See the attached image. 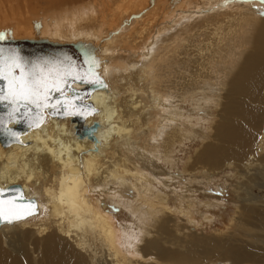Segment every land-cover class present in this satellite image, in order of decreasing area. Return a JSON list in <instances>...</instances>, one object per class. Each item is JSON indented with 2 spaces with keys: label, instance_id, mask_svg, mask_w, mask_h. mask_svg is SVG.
I'll list each match as a JSON object with an SVG mask.
<instances>
[{
  "label": "bare ground",
  "instance_id": "1",
  "mask_svg": "<svg viewBox=\"0 0 264 264\" xmlns=\"http://www.w3.org/2000/svg\"><path fill=\"white\" fill-rule=\"evenodd\" d=\"M161 1L158 12L148 9L149 0H24L11 10L32 12L17 19L24 14L14 11V29L0 24L23 35L7 36L31 56L77 55L83 70L85 53L95 56L108 85L84 95L85 83H70L84 96L79 101L97 109L86 120L49 108L39 127L26 118L9 123L18 138L0 130V187L19 185L37 206L25 220L0 224V264H256L264 257V206L251 188L264 183V9L255 6L261 0H208L193 10H185L189 1ZM8 11L1 3L0 16ZM54 51L60 55L50 56ZM187 95L217 119L212 141L184 165L189 182L181 189L189 190L198 173L211 178L235 168L240 204L228 233H197L187 222L194 220L188 195L172 208L154 184H173L160 159L172 165L176 147L200 137L183 123L192 120L181 109ZM60 96L53 92L50 103ZM157 116L162 122L153 125ZM109 192L146 222L156 219L142 224V244H127L138 254L121 246L117 221L99 197Z\"/></svg>",
  "mask_w": 264,
  "mask_h": 264
},
{
  "label": "rangeland",
  "instance_id": "2",
  "mask_svg": "<svg viewBox=\"0 0 264 264\" xmlns=\"http://www.w3.org/2000/svg\"><path fill=\"white\" fill-rule=\"evenodd\" d=\"M0 1H1V3H3V6H6L7 10H9L8 14L6 16L2 15L4 13L1 14L0 24L6 23L7 26L11 27L12 29L16 28L18 25V23L13 20L14 19L13 17H16V16H13L14 11H17V12H15V14L20 13V12L24 14L23 16H18L17 19H19L20 17H24L25 15L28 14V12H32V11H28L27 8H24L25 11L21 10L20 12H18V10H20L19 8H15L14 11L11 10V9H13V6H16L17 4H20V6H21V2L23 4H25L24 0H0ZM170 1H172V0L167 1L168 5H169ZM185 1H189V3L185 4V6H186L185 10L198 9V8L203 7L205 4L208 3L207 2L208 0H195V1L194 0H185ZM259 2L258 3L255 2V6H260L261 7V8L259 7L260 9H262V8L264 9V3H261V1H259ZM164 3H166V1ZM148 5H149L148 9L156 8L157 11L159 9H162V6H163L161 0H149ZM41 17H42V15H40V14L36 15V17H32L31 20L34 18L32 20V23L36 24V22H38V20H40ZM157 19H158V21L154 22V23H156V24L161 23L160 17H157ZM159 28H160V25L156 26L152 35H154L155 33L157 34L156 31H158ZM16 31L17 30L14 31V35H13V30H11L10 32H3L1 30L0 33H6L7 35L18 36V37L23 36V35H17ZM6 40H11V39H6ZM11 41H13V40H11ZM12 45L13 44L4 43V47L14 48ZM26 45H28V44H26ZM18 51L22 55L24 54L25 57L26 56L30 57V55L28 53H25V52L23 53L22 49H20ZM32 54H34V53H32ZM166 62L167 61H165V63ZM5 83H6L5 81L0 80V86H3ZM181 102H182L181 103V109L184 112V117L189 116V115H191V117H192L191 121H189L188 118H184V120H183L184 126H186V127L190 126L193 129L199 131L200 137H192L191 139H186L187 141L184 139V142L180 146L178 145L175 149V153H174L175 162L172 165L164 162L162 159H160L161 161L158 160V161H160L159 165L161 166V168L165 169V171L167 170L168 174L165 176V178H167V180H169V182L171 181L170 183L174 184L176 182V184H174V185L171 184V185L166 186L162 182L158 181V182L154 183L155 187L157 188L156 190L158 191V189L162 188L159 191L169 195L168 200H171L169 205H171L172 208L173 207L176 208L177 205L180 206L179 201L182 200L180 195H182V194L188 195L187 198H188V200H190L189 203L192 205V209L194 208L192 210V214H194V215L191 214L192 219H194V220H190L187 222L190 224V223H192L191 221H193V224H191V225L194 227V231H196L197 233L203 232L207 235H218L216 233L225 232V231H226L225 233H228L230 231L229 224L231 222V219L233 218V216L236 215L238 205L240 204V202H239L240 198H239V195L237 193V190L240 187L241 177H240V175L237 174L235 168L227 167L226 169L223 168L221 170H218L217 171L218 173L211 176V178L202 175V173L201 174L198 173L197 177L193 178V181L191 183L189 190L186 191L185 189L184 190L181 189L183 187L182 185H184V181L189 182L187 180V177H185L186 175H188V172L184 170V167H185L184 165H186L187 162H189L191 156H195L196 152L201 147L203 141L204 142L205 141H212L211 133H212V127H213V123H214V118L217 119L215 111L214 112H207L208 107H205V105L202 104V106L200 108H198V109L195 108V104H194L192 97L190 95H187L185 97V99ZM194 109H197L196 112L198 114L197 113L190 114L191 110L193 112ZM8 110L9 109L7 107V102H0V116H2V115L7 116ZM20 112H24V109L21 108ZM198 117H202L203 119L201 118V120H200V119H198ZM161 122L162 121L159 119V117L155 118L153 125H158ZM189 130H191V129H189ZM146 159H148V158L144 157L142 159L143 160L142 162L146 163L144 161ZM168 177H169V179H168ZM182 177H185L186 179L184 180V179H182ZM180 179H181V181H179ZM252 185H251V188H252L253 193H255L258 196L259 201H261L260 205L264 206V183L257 182V183L252 184ZM120 188H122V189L125 188L124 190H129L128 195L131 194V191H132L131 188H129L127 186L126 187L121 186ZM117 195L119 196V194H117ZM115 196H116V194L114 192H109V193H107L105 195L103 194L101 196L99 195L100 201H102L103 203L106 204V206L108 207V209L112 213L114 219L117 221V228L119 231V239H120L121 246H123V248L126 250L133 251L134 255L138 254V253H136L137 251L135 252V249H129L128 248V246L130 245V242L133 241V239L136 242L140 239V233H141L142 229L144 228L143 227L144 223H145L144 226H148L149 224H153V223L155 224L156 219L152 217L151 220L149 219L146 222L143 217H139V215L134 214L130 208H127L126 206H124L123 203H120L119 200H122V199L118 200L117 199L118 197H115ZM119 197L125 199L124 195L119 196ZM129 199L130 198H128V200ZM194 202H196V203H194ZM262 209H264V208H262ZM159 216L161 219L163 218L162 214H159ZM179 216H181V215H179ZM177 219H178L179 223H184L180 218H177ZM139 220H140V222H139ZM142 220H144V221H142ZM139 225H141L142 227ZM125 238L127 240H125ZM126 241H127V243H125ZM138 242L141 243L140 241H138ZM127 244H129V245H127ZM124 245H125V247H124ZM216 264H221V263L217 262ZM256 264H264V257L260 258L256 262Z\"/></svg>",
  "mask_w": 264,
  "mask_h": 264
},
{
  "label": "snow or ice",
  "instance_id": "3",
  "mask_svg": "<svg viewBox=\"0 0 264 264\" xmlns=\"http://www.w3.org/2000/svg\"><path fill=\"white\" fill-rule=\"evenodd\" d=\"M8 38L6 33H0V41ZM84 63L88 65L86 70H81L80 66L67 57L57 60L45 58L29 64L17 49L0 46V80L6 82L0 86V102H7L9 109L6 117H0V130L18 138L20 134L8 128L9 123H19L26 118L30 127H39L44 121L45 110L49 108L59 114L60 108L64 107V115L80 116L86 120L97 109L92 106H77L74 103L76 99L83 100L84 96L70 88V81L104 88L108 85L96 71L100 67V60L86 52ZM67 90L76 92V96L67 98ZM53 92L60 93L61 99L50 103ZM21 108L24 112L18 115ZM36 208L34 200L27 197L22 190L0 187V224H15L25 220L35 214Z\"/></svg>",
  "mask_w": 264,
  "mask_h": 264
},
{
  "label": "water",
  "instance_id": "4",
  "mask_svg": "<svg viewBox=\"0 0 264 264\" xmlns=\"http://www.w3.org/2000/svg\"><path fill=\"white\" fill-rule=\"evenodd\" d=\"M0 43H8V44H13L12 46L15 48V49H17V50H20V49H24V46L22 45H20V43H18V42H15V41H11V40H4V41H0ZM26 44H28V43H26ZM29 45V44H28ZM54 54H58V55H60V53H58V52H56V51H54L53 52ZM65 58V57H64ZM72 58H74L75 60H76V64H78V61H81L80 60V58H79V56H75V57H72ZM81 64V63H80ZM79 66V65H78ZM82 67H84L82 64L80 65V69L81 70H83L82 69ZM88 68V67H87ZM70 83H71V81H70ZM86 86H85V88H83L81 91H82V93L84 94V95H87L91 90H92V88H94V87H96V85L95 84H85ZM71 86V85H70ZM72 94L70 95V97H69V99H72L74 96H76V93H74L73 91H70ZM59 99H61V96L59 97ZM58 100V99H57ZM55 101H53V103H54ZM74 103L77 105V106H80V105H83V106H85V107H87V106H90V104H86L85 102H81V101H79L78 99H76V100H74ZM87 103H89V102H87ZM51 111H53L52 109H50ZM60 110L61 111H65L66 109L64 108V107H61L60 108ZM77 117H80V116H77ZM81 118V117H80ZM83 119V118H82ZM81 119V120H82ZM80 129V132L81 133H87V132H89V133H91V130H92V128H87V129H82V128H79ZM11 190H16V189H20L21 190V188H20V186L19 185H15V186H12L11 188H10ZM33 200V199H32ZM34 202H35V200H34ZM36 203V202H35ZM36 210H37V208H36Z\"/></svg>",
  "mask_w": 264,
  "mask_h": 264
},
{
  "label": "flooded vegetation",
  "instance_id": "5",
  "mask_svg": "<svg viewBox=\"0 0 264 264\" xmlns=\"http://www.w3.org/2000/svg\"><path fill=\"white\" fill-rule=\"evenodd\" d=\"M52 54H54V53L50 52V56H51ZM56 56H58V55H56ZM30 57L33 58V59H36V60H40L41 55H38L37 53H36V54L34 53V55H33V56L30 55ZM39 57H40V58H39ZM54 57H55V56H52L51 59L54 60ZM61 59H64V57H62ZM72 60H75V59L73 58ZM75 63H76V61H75ZM80 65H81V64H80ZM80 65H79V66H80Z\"/></svg>",
  "mask_w": 264,
  "mask_h": 264
}]
</instances>
